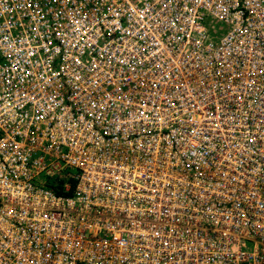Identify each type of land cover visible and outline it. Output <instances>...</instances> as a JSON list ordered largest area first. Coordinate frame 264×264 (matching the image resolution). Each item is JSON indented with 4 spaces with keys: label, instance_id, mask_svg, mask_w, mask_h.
I'll list each match as a JSON object with an SVG mask.
<instances>
[{
    "label": "built area",
    "instance_id": "2783aa9c",
    "mask_svg": "<svg viewBox=\"0 0 264 264\" xmlns=\"http://www.w3.org/2000/svg\"><path fill=\"white\" fill-rule=\"evenodd\" d=\"M0 264H264V0H0Z\"/></svg>",
    "mask_w": 264,
    "mask_h": 264
},
{
    "label": "rangeland",
    "instance_id": "374dc122",
    "mask_svg": "<svg viewBox=\"0 0 264 264\" xmlns=\"http://www.w3.org/2000/svg\"><path fill=\"white\" fill-rule=\"evenodd\" d=\"M216 25L219 27V31L220 32H222L225 29V25L224 24L220 25V23H217ZM222 27H224V28H222ZM217 36H221V33H219Z\"/></svg>",
    "mask_w": 264,
    "mask_h": 264
}]
</instances>
